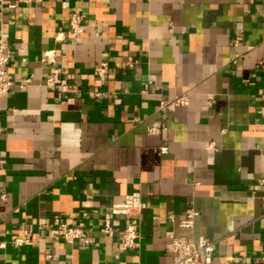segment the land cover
<instances>
[{
    "label": "crops",
    "instance_id": "crops-1",
    "mask_svg": "<svg viewBox=\"0 0 264 264\" xmlns=\"http://www.w3.org/2000/svg\"><path fill=\"white\" fill-rule=\"evenodd\" d=\"M13 1L0 0L14 84L0 96V264H169V235L214 241L211 264H264V0ZM132 193L146 206L124 249L131 216L112 237L100 227ZM78 221L88 243L62 241L56 225Z\"/></svg>",
    "mask_w": 264,
    "mask_h": 264
},
{
    "label": "built area",
    "instance_id": "built-area-1",
    "mask_svg": "<svg viewBox=\"0 0 264 264\" xmlns=\"http://www.w3.org/2000/svg\"><path fill=\"white\" fill-rule=\"evenodd\" d=\"M29 0H14L9 4V7H14L15 4L22 2H28ZM68 31L77 36L82 29L81 16L74 12L71 14L68 24ZM9 54L8 51L0 42V96L7 94L13 87L12 77L8 71ZM107 65L101 62L97 73L100 78H104ZM47 84L50 87H55V77H48ZM64 91V87L61 86L60 92ZM97 97L102 94L95 93ZM187 96L185 94L179 95L172 100H161L159 103V112L165 113L166 111H172L175 107L184 105L187 103ZM148 133L158 134L167 130V127L162 122L150 123L147 127ZM162 151H165V147H161ZM260 182L264 185V179ZM145 203L139 198L137 193L128 195L121 203L112 204L103 214V224L100 227V232L106 237H112L115 232V225L112 220L114 217L120 215L131 216V221L127 222L120 234L119 243L124 249H132L135 247L139 238V230L136 217L141 214L145 208ZM190 216V213L189 215ZM57 235L62 241L67 244L74 245L78 243H88L87 229L82 221H78L74 224H68L65 222L58 223L56 225ZM170 243L169 249L171 252V261L169 264H211L214 252V241L207 239L206 237H200L197 241H193L190 237L186 236H174L169 235ZM31 241V236L28 230H23L21 235L13 239V244L21 245Z\"/></svg>",
    "mask_w": 264,
    "mask_h": 264
}]
</instances>
